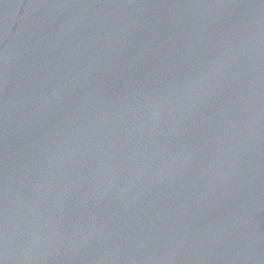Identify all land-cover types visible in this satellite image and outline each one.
I'll return each instance as SVG.
<instances>
[{"label": "water", "instance_id": "obj_1", "mask_svg": "<svg viewBox=\"0 0 264 264\" xmlns=\"http://www.w3.org/2000/svg\"><path fill=\"white\" fill-rule=\"evenodd\" d=\"M2 264H264V0H0Z\"/></svg>", "mask_w": 264, "mask_h": 264}, {"label": "snow or ice", "instance_id": "obj_2", "mask_svg": "<svg viewBox=\"0 0 264 264\" xmlns=\"http://www.w3.org/2000/svg\"><path fill=\"white\" fill-rule=\"evenodd\" d=\"M0 264H2V262H0Z\"/></svg>", "mask_w": 264, "mask_h": 264}]
</instances>
